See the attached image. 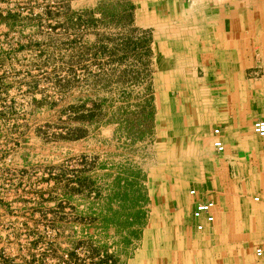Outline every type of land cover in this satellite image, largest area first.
<instances>
[{"label":"rangeland","instance_id":"rangeland-1","mask_svg":"<svg viewBox=\"0 0 264 264\" xmlns=\"http://www.w3.org/2000/svg\"><path fill=\"white\" fill-rule=\"evenodd\" d=\"M161 1L0 0V264L264 259L243 215L264 214L260 168L236 184L264 155L250 112L238 142L231 119L159 118L180 111L154 87ZM203 174L220 215L202 234L177 197Z\"/></svg>","mask_w":264,"mask_h":264},{"label":"crops","instance_id":"crops-1","mask_svg":"<svg viewBox=\"0 0 264 264\" xmlns=\"http://www.w3.org/2000/svg\"><path fill=\"white\" fill-rule=\"evenodd\" d=\"M161 3L155 7L164 10L166 19L159 22L171 27L160 32L165 35L167 43L159 47L161 52L155 64L156 76L159 78L154 80V87L162 105L177 103L180 111L164 110L160 112L162 116L159 118L231 119L234 121L231 131L238 142L241 127L235 121L241 118L240 111H249L250 121L264 118V0H163L162 6ZM175 93L178 98H171L175 97ZM219 130L222 136L224 130L221 127ZM224 138L227 143V136ZM185 150L190 151V147L185 145ZM195 161V158L192 159L186 167L197 169ZM259 163L254 165L250 161L241 165L246 171L237 177L236 184L252 179L254 167L260 168L264 183V155ZM209 183L210 179L204 175L190 189L196 191L195 195L181 192L177 197L188 206V212L192 211L191 220L195 229L200 222L192 216L196 204L207 199L216 203L217 193ZM222 183L225 185L227 180L218 184V189L223 192L225 188ZM256 190H261L264 198V188ZM219 215L216 204L213 223L206 224L200 232L207 233ZM243 215L247 221L244 226L254 232L253 240L264 245V214L256 212ZM232 226L230 230L236 231V224ZM180 230L177 225L171 227L172 232ZM229 241L235 242V239L230 238ZM232 257L226 259L225 256H217L216 259H210L206 253L203 259L201 256L199 259L166 260L170 264H264V259L256 263L253 259Z\"/></svg>","mask_w":264,"mask_h":264},{"label":"built area","instance_id":"built-area-1","mask_svg":"<svg viewBox=\"0 0 264 264\" xmlns=\"http://www.w3.org/2000/svg\"><path fill=\"white\" fill-rule=\"evenodd\" d=\"M253 131L258 137L264 139V118L256 120L253 123ZM213 134L216 137L214 142H213L214 148L217 151H223V148H224L223 143L221 140H219L220 130L215 129L213 131ZM189 194L195 195L196 191L191 190L189 192ZM254 201L257 203H260L261 205H264V198L255 197ZM214 207H215L214 202L210 199L200 201L196 204V207L193 211L192 216L194 219L200 221L196 225L197 231H203L206 224H212L213 223V221H214V216H213ZM262 254H264V252H262L261 249L256 250V256L261 257Z\"/></svg>","mask_w":264,"mask_h":264}]
</instances>
